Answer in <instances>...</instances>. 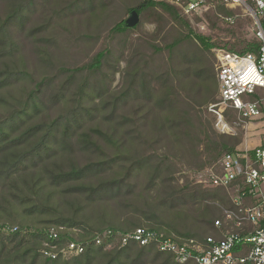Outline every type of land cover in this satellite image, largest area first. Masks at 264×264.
Returning a JSON list of instances; mask_svg holds the SVG:
<instances>
[{"label":"trees","instance_id":"16d2710c","mask_svg":"<svg viewBox=\"0 0 264 264\" xmlns=\"http://www.w3.org/2000/svg\"><path fill=\"white\" fill-rule=\"evenodd\" d=\"M171 1L0 0V264H178L120 238H221L227 194L183 168L209 167L242 142L201 112L218 93L211 49L257 54L260 44L226 30L216 46ZM206 16L219 30L234 11ZM50 228L61 229L55 242ZM45 243L83 250L52 259Z\"/></svg>","mask_w":264,"mask_h":264},{"label":"built area","instance_id":"2783aa9c","mask_svg":"<svg viewBox=\"0 0 264 264\" xmlns=\"http://www.w3.org/2000/svg\"><path fill=\"white\" fill-rule=\"evenodd\" d=\"M181 15L193 20L216 5L240 8L252 21V33L260 46L257 54L239 55L221 47L212 49L218 83V96L208 107L214 127L223 135H234L226 115H235L236 124L264 121V0H174ZM232 23L233 17L224 19ZM199 186L221 189L229 200L221 208V219L214 222L221 238H207L204 245H177L170 238L145 229H137L120 238L141 246L155 244L160 252L170 253L178 264H264V143L252 150H236L223 155L199 172ZM59 230L50 228L48 239L55 242ZM109 234V233H108ZM97 238L95 243L100 244ZM110 245H108L109 247ZM82 248L75 243L57 250L44 244V255L56 258L77 256Z\"/></svg>","mask_w":264,"mask_h":264},{"label":"rangeland","instance_id":"374dc122","mask_svg":"<svg viewBox=\"0 0 264 264\" xmlns=\"http://www.w3.org/2000/svg\"><path fill=\"white\" fill-rule=\"evenodd\" d=\"M216 6H219V5H216ZM211 10H212V8L210 10L202 13L201 15H199L198 16V18H199L198 22L195 20V18L191 21L188 20L190 25H191V28L194 31H197V32H199V34H202L204 36H208V37L212 38L211 42L214 44H217L216 46L223 45L229 39L230 34H228L226 32V30H231V31L235 30L238 32L240 31L244 38H246L248 40L253 39L252 21H251L250 17L245 12H243L240 8L236 7L233 9H229V10L234 11V16H233V20H232L233 22L229 23V22L225 21L224 18L221 17L218 20L219 21L218 22L219 30L214 29L213 31L210 29V22L206 16V14L210 13ZM127 17H128V15L125 17V20L127 19ZM239 26L241 27L240 30L237 29ZM154 29H155L154 25H151V24H145L144 25V30L147 33H152L154 31ZM213 48H216V47H213ZM221 48H223V47H221ZM212 49L210 51L212 54L211 58H213ZM213 60H214V58H213ZM121 67H123V64H121ZM118 78L119 77L117 75L114 85H116L118 83V81H119ZM217 96H218V93L215 97V101L217 99ZM213 103H211V104H213ZM209 105L210 104L202 107L201 112L205 116H207L213 120V127H214V116L208 112ZM226 120L231 125V127L234 129V135H228V136H236L237 133H239V132L242 133V142L236 148V150H239V151H241V150H252V149L257 148L259 145L264 143V121L255 120V121H246L244 124H242V123L236 124L234 122L236 120V116L231 115V114L226 115ZM214 129H215V127H214ZM215 131H216V129H215ZM206 168H208V167H206ZM204 169L188 171L186 168H183L184 172L182 174H184V176L188 177L189 180L194 185H199V172H201ZM219 207L221 208L223 206H219Z\"/></svg>","mask_w":264,"mask_h":264},{"label":"water","instance_id":"95a60500","mask_svg":"<svg viewBox=\"0 0 264 264\" xmlns=\"http://www.w3.org/2000/svg\"><path fill=\"white\" fill-rule=\"evenodd\" d=\"M138 22H139V17L135 11H132L125 20V24L128 28L135 27L138 24Z\"/></svg>","mask_w":264,"mask_h":264}]
</instances>
